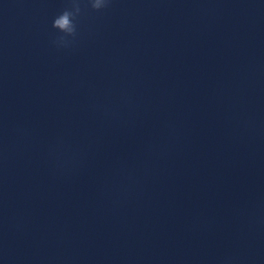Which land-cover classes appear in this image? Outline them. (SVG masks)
<instances>
[{"label": "clouds", "instance_id": "clouds-1", "mask_svg": "<svg viewBox=\"0 0 264 264\" xmlns=\"http://www.w3.org/2000/svg\"><path fill=\"white\" fill-rule=\"evenodd\" d=\"M87 3L92 10L99 12L109 7L111 0H87ZM81 13V0H71V8H66L53 19L52 28L62 33L52 41L57 48H67L74 43L78 33L77 19Z\"/></svg>", "mask_w": 264, "mask_h": 264}]
</instances>
